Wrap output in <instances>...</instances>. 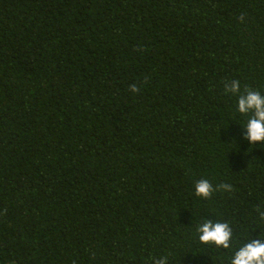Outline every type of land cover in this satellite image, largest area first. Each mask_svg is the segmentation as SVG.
<instances>
[{
  "label": "trees",
  "instance_id": "1",
  "mask_svg": "<svg viewBox=\"0 0 264 264\" xmlns=\"http://www.w3.org/2000/svg\"><path fill=\"white\" fill-rule=\"evenodd\" d=\"M233 79L264 94V0H0V264H230L264 239Z\"/></svg>",
  "mask_w": 264,
  "mask_h": 264
},
{
  "label": "clouds",
  "instance_id": "2",
  "mask_svg": "<svg viewBox=\"0 0 264 264\" xmlns=\"http://www.w3.org/2000/svg\"><path fill=\"white\" fill-rule=\"evenodd\" d=\"M243 17H241L242 19ZM142 83H147V80ZM129 90L132 93H138L140 86L130 85ZM226 93L239 94L237 110L240 114L253 115L247 120L246 133L244 139L251 144L264 143V94L253 90L248 86L241 92V83L238 79L231 80L225 87ZM225 190H230V184L221 185ZM214 191L212 183L207 179H200L195 184V195L208 199ZM264 219V213L261 214ZM199 241L203 244H214L216 247L228 249L230 241L233 238L232 228L226 222H215L206 220L197 228ZM167 257H161L159 260L153 258V264H166ZM230 264H264V239L250 240L235 251Z\"/></svg>",
  "mask_w": 264,
  "mask_h": 264
}]
</instances>
